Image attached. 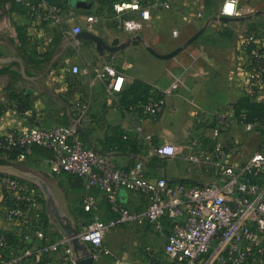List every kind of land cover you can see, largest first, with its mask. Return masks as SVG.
I'll list each match as a JSON object with an SVG mask.
<instances>
[{"label": "built area", "instance_id": "2783aa9c", "mask_svg": "<svg viewBox=\"0 0 264 264\" xmlns=\"http://www.w3.org/2000/svg\"><path fill=\"white\" fill-rule=\"evenodd\" d=\"M24 7L18 19L26 30L29 50L46 52L52 48L56 30L62 38L74 37L82 30L93 29L100 20L110 19L118 29L136 33L152 18L157 5L174 7L177 0H116L109 9L96 12L66 4H53L49 0H15ZM256 13L252 7H241L240 0H224L221 16L249 17ZM83 18L86 26H82ZM178 32L174 30L176 35ZM250 44L256 41L250 35ZM256 46L250 52V85L262 94L264 101V50ZM73 71L83 70L73 66ZM97 77L108 81L109 89L121 94L125 89V76L111 61H104L96 70ZM179 86H186L181 75H175L170 86L152 91L141 104L122 105L134 120L144 116L155 120L162 112L165 96ZM234 124L249 126L239 120L234 104L229 103L214 112L213 138L226 133ZM264 129V126L262 127ZM138 133L144 127L136 125ZM128 138L127 134L123 135ZM145 140V137H143ZM189 146L194 148L191 160L200 163L211 180L194 182L187 179L170 181L166 176L150 178L144 162L121 165L112 153L117 145L105 153L93 149L74 124L47 126L42 121L0 134V157L8 161H26L38 144L53 151L51 168L54 172L81 177L85 191L82 207L92 215L79 230L95 259L102 254L112 256L106 244L109 233L124 225L138 224L165 239L161 246L146 243L135 264H264V142L241 164L224 161L229 152H238L236 145L217 143L210 158L203 162L205 141L188 130ZM150 144L152 152L169 157L181 151L178 145L167 142ZM206 154V153H205ZM141 193L146 206L131 208L120 200L121 190ZM0 192L3 200L1 213L14 226L0 229V264H78V255L69 238L50 233L52 219L44 206L40 190L24 179L0 174ZM107 202L109 215L102 212L101 199ZM115 257V264H130L127 254ZM137 257V258H138ZM141 258V259H140Z\"/></svg>", "mask_w": 264, "mask_h": 264}, {"label": "crops", "instance_id": "0c3cea01", "mask_svg": "<svg viewBox=\"0 0 264 264\" xmlns=\"http://www.w3.org/2000/svg\"><path fill=\"white\" fill-rule=\"evenodd\" d=\"M9 1L11 6L13 3ZM111 2L70 0L72 5L86 12H96L99 8L107 10ZM223 2L177 0L172 8L156 7L152 18L132 34L118 29L110 19L100 20L91 31L102 36L108 43L116 38L123 43L135 35L142 38L139 43L131 42L103 55L99 53L95 41H77L68 36L62 38L53 51L50 48L46 52L37 51L36 55L32 53L31 56L22 46L19 29L8 32L6 35L16 40L13 46L6 45L13 51V56L18 57L19 51L25 55L22 59L4 58V61H0V134L38 121L47 126L81 124L98 150L107 152L122 143V148L112 153L121 165L128 166L142 161L147 175L152 179L166 176L170 181L187 179L201 183L212 178L203 171L200 163L191 160L194 148L189 146L188 130L192 129L196 137L205 141L206 154L201 156L203 162L210 158L217 143H227L236 145L239 151L229 152L224 156V161L241 164L263 144L264 133L256 124L246 127L234 124L226 133L213 138V116L218 108L235 103L246 95L263 101L262 94L250 85V52L247 48L250 47L249 37L252 33L257 38L253 44L264 48V0H240L241 7L255 8L256 13L230 22L220 20ZM18 16H15L17 26L24 22ZM80 23L86 26L83 18ZM2 29L0 26V31L5 32ZM174 30L178 32L176 35ZM200 30H203L201 34L189 43L188 40ZM149 46L162 54L179 46H182V50L173 57L161 58L152 53ZM108 60L124 74L125 88L136 79H141L159 92L172 84L175 75H181L186 86H179L165 96L164 108L155 120L142 115L133 120L122 106L121 94L112 92L108 81H102L96 75V70ZM74 65L80 68L86 66L88 71L74 72ZM137 124L144 127L143 135L138 133ZM124 134L128 135L127 140L122 138ZM146 139L155 145L174 143L181 147V151L169 157L157 156ZM52 159L51 149L36 144L27 164L15 163L37 175L46 184L54 200L58 204L63 203L61 205L65 206L66 214L75 224L86 223L89 211L81 205L85 191L84 180L67 173L54 172L51 168ZM29 182L34 183L46 198L38 184ZM97 194L102 201V212L107 217V202L103 195ZM120 200L135 209L146 206V197L137 192L123 189ZM2 204L0 192V229L10 230L14 225L3 218ZM148 231L145 243L155 244L157 235L154 234V237L153 232ZM54 232L51 223V235H59ZM114 233L116 229L106 239L111 252L110 246L115 247L117 240ZM50 264L59 263L54 260Z\"/></svg>", "mask_w": 264, "mask_h": 264}, {"label": "water", "instance_id": "95a60500", "mask_svg": "<svg viewBox=\"0 0 264 264\" xmlns=\"http://www.w3.org/2000/svg\"><path fill=\"white\" fill-rule=\"evenodd\" d=\"M80 6L86 7V5H80ZM242 19H245V17L220 16V20L224 22L238 21ZM202 31L203 30H200L196 34H194L188 40V42L191 43L193 40H195L201 34ZM74 38L77 41H85V40L95 41L97 44V49L101 55H103L107 51L114 52L116 50H119L120 48L129 45L131 42L139 43L142 40L140 35H135L123 43H120V39L118 38L113 40L111 43H108L102 36L89 30H82L81 32L76 34ZM148 49L152 53H154L155 55L161 58H169L177 55L182 50V46H179L173 51L165 54L157 52L150 46L148 47ZM0 61H4V59L0 58ZM76 126L78 130L82 133L85 141L88 143L89 146H91L93 149L97 150L100 153L106 154V152L98 150L95 147L93 141L90 138L88 131L84 126H82L81 124H76ZM0 174L15 176L24 179L26 181H32L38 184V186H40V188L44 191L46 195L48 212L58 222V225L60 226L61 230L64 232L63 234H65L69 238L71 245L73 246L75 252L77 253L78 264H95L96 259L94 254L91 252L88 245L81 240L79 236V230L77 229V227H75L72 219L68 214L64 212L63 208L54 200L53 195L50 192V189L37 175L32 174L29 170L25 169L23 166L12 161L7 163H0Z\"/></svg>", "mask_w": 264, "mask_h": 264}, {"label": "rangeland", "instance_id": "374dc122", "mask_svg": "<svg viewBox=\"0 0 264 264\" xmlns=\"http://www.w3.org/2000/svg\"><path fill=\"white\" fill-rule=\"evenodd\" d=\"M104 3H106V1L109 3L112 0H103ZM10 1L9 0H0V26H2L5 30L4 31H0V58L1 59H11V58H18V59H22L25 55V53H23V51H19L18 52V57H14L13 56V51L11 52L10 49H8V47L6 45H10L15 44L16 40L14 37H11L9 35H6L8 32L10 31H17L18 30V26L15 20V16L17 14L16 12V8L15 5L12 4L11 6L9 5ZM161 8L160 5H157V8ZM19 48V47H18ZM20 50V49H19ZM22 53V54H21ZM92 61V59L90 60ZM91 64V63H90ZM18 163H23V164H27V160L26 161H15ZM34 186H36L33 183ZM44 197V206L47 209V203H46V198ZM59 200V198H58ZM63 203L60 202V206L63 208L64 212H65V206H62ZM49 213V212H48ZM66 213V212H65ZM50 215V213H49ZM52 218V225L55 228V232L56 234H60V233H64L60 226L58 225V222L55 220V218L53 216H51ZM74 223V222H73ZM85 224V223H84ZM75 227H77L78 230H80L83 227V224H75ZM116 229V233H114L115 237L117 238L116 240V244L115 247H111L112 248V256L111 255H105L102 254L98 260L96 261V264H115V256H121L123 253L127 254V259L126 261L129 262L130 264H135L136 260H137V256L140 255V252L142 251L143 247L145 246V242L147 241L145 238L148 234V228H144V226L138 225V224H131V225H124V226H119ZM113 229V230H115ZM54 231V230H53ZM54 232V233H55ZM149 232V231H148ZM153 236L155 237L154 233H152ZM154 243L155 245L161 246L164 244V239L160 236H156L154 239Z\"/></svg>", "mask_w": 264, "mask_h": 264}, {"label": "trees", "instance_id": "16d2710c", "mask_svg": "<svg viewBox=\"0 0 264 264\" xmlns=\"http://www.w3.org/2000/svg\"><path fill=\"white\" fill-rule=\"evenodd\" d=\"M12 3L15 5L17 14H24V7L22 5H19L15 0H11ZM53 4H66L68 0H49ZM116 0H112L111 3H113ZM18 29L20 31V39L22 41V46L30 52L31 56L34 53L35 55L38 54L36 50H29L28 43L26 42V30L23 26H18ZM251 30L254 28H250ZM62 40V34L58 30H56V34L54 37V40L52 42V51L57 48V46L60 44ZM256 47L254 44H250V47H248V51L251 52ZM264 50V48L261 49V51ZM154 91L152 86H150L148 83L141 79H136L131 86L128 88H125L123 92L121 93V102L122 105H135V104H141L144 103L151 92ZM234 104L235 114L238 117L239 120H243L247 123H253L256 124L261 131L264 133V129L262 128L264 126V101H257L253 98V96L246 95L239 100H237ZM123 138V137H122ZM124 139V138H123ZM127 140V139H124ZM122 144V143H121ZM121 144H116L115 146L119 145L120 148H122ZM113 146V148L115 147ZM119 148V149H120ZM112 149V148H111ZM110 150V149H109ZM10 162L4 158L0 157V163H7ZM92 215L89 213V219L86 221V223L91 219Z\"/></svg>", "mask_w": 264, "mask_h": 264}]
</instances>
